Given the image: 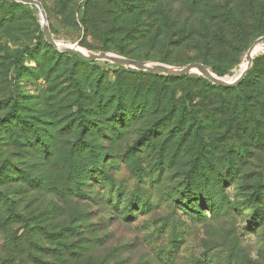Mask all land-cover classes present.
<instances>
[{"label": "rangeland", "instance_id": "1", "mask_svg": "<svg viewBox=\"0 0 264 264\" xmlns=\"http://www.w3.org/2000/svg\"><path fill=\"white\" fill-rule=\"evenodd\" d=\"M37 1L58 44L228 81L264 37V0ZM251 60L221 95L86 65L0 0V264H264V45Z\"/></svg>", "mask_w": 264, "mask_h": 264}, {"label": "water", "instance_id": "2", "mask_svg": "<svg viewBox=\"0 0 264 264\" xmlns=\"http://www.w3.org/2000/svg\"><path fill=\"white\" fill-rule=\"evenodd\" d=\"M22 4H28L31 6H35L42 18V33L44 36L45 41L53 47L55 50H59L57 47V44L55 41L52 39L48 25H47V20H46V15L43 10V7L41 3L37 0H13ZM258 45H264V37H261L255 41V43L250 47V49L247 51L245 58L249 60V63L246 67L245 70H243L240 75L232 82L225 80V77H216L213 76L211 73L208 72L207 68L202 65V64H188L185 67H182L180 69H173L171 67L165 66V65H152L146 62H141V61H136V60H130L126 58H121V57H116L112 56L106 53H99V54H92V55H84L81 51L73 48V47H64L63 49H60L62 53L66 54H72L78 56L81 60L85 62H95L98 60H104V61H109L115 65L118 66H124V67H129V68H134L138 71L142 72H149L152 74H157V75H165L168 77H182L184 75H187L191 73L193 69H198L200 71V75H202L206 80H208L211 84L219 87H236L245 77L252 60L250 59L251 52L258 46Z\"/></svg>", "mask_w": 264, "mask_h": 264}, {"label": "trees", "instance_id": "3", "mask_svg": "<svg viewBox=\"0 0 264 264\" xmlns=\"http://www.w3.org/2000/svg\"><path fill=\"white\" fill-rule=\"evenodd\" d=\"M14 4H17V3H14ZM18 5H20V4H18ZM65 55H68V56H71L72 54H66V53H64ZM72 57L73 58H75L76 60H78V61H80V62H82L83 64H86V65H89V64H93V63H89V62H85V61H83V60H81L79 57H77L76 55H72ZM258 73V70H257V67L256 66H253L252 68H251V70L247 73V75H250V74H257ZM151 75H157V74H152V73H150ZM157 76H161V75H157ZM183 77V76H182ZM246 76L244 77V79L241 81L242 83L246 80ZM166 79H168V80H175V81H178V80H180V78H178V79H174V77H168V76H166ZM182 79V78H181ZM240 82V83H241ZM239 83V84H240ZM239 84L236 86V87H226V88H223V87H219V86H215V85H208V86H206L205 87V89H207L208 91H210V92H213V93H215V94H223V92H229V91H232V92H236V90H238L239 89ZM245 105H247L246 103H245ZM247 107H248V109H250V112H251V114H253L254 113V111L253 110H255V112H257V110L258 109H263L264 108V102H261V103H258V102H256V104L255 105H247ZM187 113H189V114H191V116L193 117V118H195V116L196 115H194V114H192V113H194V111H192V110H188L187 108H186V106H184L183 107V110L182 111H179V113H178V115H177V117L179 118V117H185L186 115H187ZM254 120H256V119H254ZM82 121H83V119H82ZM84 122V121H83ZM82 122V123H83ZM109 122H111V124H112V127L113 128H115L116 127V125H115V123H116V121H109ZM20 124H24V122L21 120L20 122H19ZM255 124L256 125H259V122L258 121H256L255 122ZM30 127L31 128H35V124H33V123H30ZM79 127H82V125H80ZM37 139H38V137H36ZM39 141V140H38ZM94 170H96V169H94ZM94 170H88V172H90V173H93L94 172ZM256 196H257V194L256 193H253L252 194V198L254 199V198H256ZM218 204H221V201L220 202H218ZM185 206L187 207V208H191L190 206H191V204L189 203V202H187V203H185ZM214 207V206H216L215 205V203H211V207Z\"/></svg>", "mask_w": 264, "mask_h": 264}, {"label": "bare ground", "instance_id": "4", "mask_svg": "<svg viewBox=\"0 0 264 264\" xmlns=\"http://www.w3.org/2000/svg\"><path fill=\"white\" fill-rule=\"evenodd\" d=\"M39 15H40V13H39ZM40 17H41V16H40ZM41 25H42V18H41ZM55 43L57 44V47H58L59 49H63L64 47L69 46V47H73V48H75V49L81 51L84 55H88L87 53L83 52L81 49H79V48H77V47H74V46H72V45L58 44L56 41H55ZM256 48H257V47H256ZM256 48L251 52L250 59H251L253 53L255 52ZM248 63H249V60H247V59L245 58V59H244V68L241 70V72H242L243 70L246 69ZM191 72H196V73L200 74V71H199L198 69H193ZM241 72H240V73H241ZM239 75H240V74H239ZM239 75H238V76H239ZM233 81H234V80H233ZM230 82H232V81H230Z\"/></svg>", "mask_w": 264, "mask_h": 264}]
</instances>
